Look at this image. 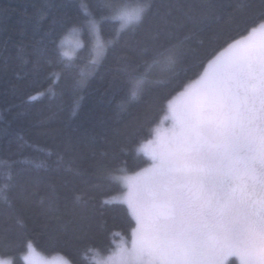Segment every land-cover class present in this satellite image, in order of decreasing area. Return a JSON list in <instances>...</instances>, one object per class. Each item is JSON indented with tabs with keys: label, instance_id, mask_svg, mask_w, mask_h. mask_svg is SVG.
<instances>
[{
	"label": "snow or ice",
	"instance_id": "obj_1",
	"mask_svg": "<svg viewBox=\"0 0 264 264\" xmlns=\"http://www.w3.org/2000/svg\"><path fill=\"white\" fill-rule=\"evenodd\" d=\"M181 7L171 2L164 5L166 10L162 14L157 10V21L143 34L139 30L154 8L150 0L132 12L125 10L121 0H96L83 17L64 13L53 18L45 31V38L52 37V47L43 40L33 46V68L39 69L49 58L68 57L63 51L68 37L57 44V26L68 29L75 38L81 31L91 37L97 53L93 63L99 62V54L113 45L116 37L131 33V55L124 71L133 86L122 104L138 101L146 92L147 81L135 76L137 59L153 63L162 60L175 70L186 54L183 40L171 42L169 17ZM46 13L47 9L40 11L37 28L43 27ZM214 14L209 0L189 7L184 13L193 25L189 31L195 33L199 24ZM237 17L246 22L244 31L204 53L201 70L164 97L162 119L150 129L153 138L136 149L148 155L147 166L128 176L123 168L96 162L98 176L125 189L104 203L126 205L135 221L130 242L117 246L103 264H264V0H239L221 28ZM113 21L119 22L116 37L105 38L102 43ZM76 44L80 46L78 39ZM84 85L83 79L77 83V87ZM151 107V102H145L121 134L141 121L151 123ZM67 145L72 147L71 138ZM14 163L3 162L5 188L13 186ZM55 164L57 168L63 166L62 158ZM66 170L72 171L70 167ZM43 216V227L52 222L60 225L49 236L50 242L57 244L70 243L69 226L83 225L87 219L71 210L61 213L55 198L49 199ZM0 244L6 249L0 252V264H14L6 230L0 231ZM27 247L32 250L31 241Z\"/></svg>",
	"mask_w": 264,
	"mask_h": 264
},
{
	"label": "trees",
	"instance_id": "obj_2",
	"mask_svg": "<svg viewBox=\"0 0 264 264\" xmlns=\"http://www.w3.org/2000/svg\"><path fill=\"white\" fill-rule=\"evenodd\" d=\"M121 2L137 8L145 0ZM150 2L154 8L140 34L157 21V10L162 14L164 5L178 3L182 7L169 17L173 25L171 42L183 40L186 54L175 70L162 60L153 63L137 59L135 76L147 81L146 92L142 99L122 104L133 86L124 71L131 55L128 42L133 36L128 33L116 37L119 22H111L113 26L103 34L102 43L105 38L116 40L99 54L98 63H93L97 53L91 37L81 31L75 38L80 46L76 45L71 55L49 58L39 69L33 68V46L43 40L52 47V37L45 38L44 34L53 18L64 13L83 17L96 0H0V231L8 233L14 264H24L29 241L44 257H60L73 264H95L94 255H109L122 240L130 242L135 221L127 207L104 203L119 196L124 186L98 176L96 162L123 168L126 175L146 167L149 158L136 149L153 138L150 129L162 119L164 97L201 70L204 53L247 26L237 17L221 28L239 0H209L215 14L205 18L195 33L189 31L193 25L184 13L204 0ZM42 9L47 13L41 22L43 27L37 28L35 22ZM57 32V44L65 37L74 38L68 29L57 26ZM82 79L85 85L77 87ZM145 102L152 105L151 123L141 121L127 134H121ZM69 138L71 148L67 145ZM61 158L63 166L57 168L55 162ZM4 161H15L11 166V188H5ZM68 167L72 171L66 170ZM50 198H55L61 213L71 210L87 218L83 225L69 226L70 243L50 242V234L60 227L55 222L43 227V212ZM5 250L0 244V252Z\"/></svg>",
	"mask_w": 264,
	"mask_h": 264
},
{
	"label": "rangeland",
	"instance_id": "obj_3",
	"mask_svg": "<svg viewBox=\"0 0 264 264\" xmlns=\"http://www.w3.org/2000/svg\"><path fill=\"white\" fill-rule=\"evenodd\" d=\"M135 9L136 8H133L132 6H125V10L128 11V12H132ZM76 45L77 44H76L75 37L74 38H71L70 40H67V42L65 43V46H64V49L65 50L64 51L67 52L69 55H71L72 52L74 51V49L76 48ZM161 127L162 128L163 127H166V125H161ZM145 144H147V143H145ZM140 152L144 153L148 157V155L146 154L145 151H140ZM128 176H133V175H128ZM111 201H112V199H111ZM117 203H119V202H117ZM124 243H126V242L124 240H122V242L119 243L118 246H127V243L126 244H124ZM116 248H117V246H116ZM112 252L109 255H105V256H102V255H94L92 257L93 262L95 264H103V262L107 261L108 257L112 254ZM25 257H27V259L24 258V264H65V262H66L65 259H62L60 257H55V258H47V257H44L43 255H41L40 253H38L36 251V249H34V248H32L31 251L28 250V252H27V254H26Z\"/></svg>",
	"mask_w": 264,
	"mask_h": 264
}]
</instances>
